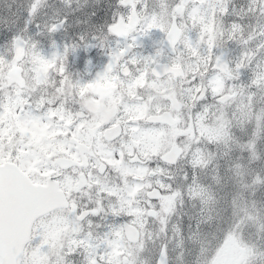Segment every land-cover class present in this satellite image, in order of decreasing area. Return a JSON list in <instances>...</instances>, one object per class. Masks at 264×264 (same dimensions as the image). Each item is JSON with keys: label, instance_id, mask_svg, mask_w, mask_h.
<instances>
[{"label": "snow or ice", "instance_id": "snow-or-ice-1", "mask_svg": "<svg viewBox=\"0 0 264 264\" xmlns=\"http://www.w3.org/2000/svg\"><path fill=\"white\" fill-rule=\"evenodd\" d=\"M0 264H264V0L0 12Z\"/></svg>", "mask_w": 264, "mask_h": 264}, {"label": "trees", "instance_id": "trees-1", "mask_svg": "<svg viewBox=\"0 0 264 264\" xmlns=\"http://www.w3.org/2000/svg\"><path fill=\"white\" fill-rule=\"evenodd\" d=\"M24 0H0V12L3 11H8L9 6L11 7L12 10L15 9V6L18 3H23Z\"/></svg>", "mask_w": 264, "mask_h": 264}, {"label": "rangeland", "instance_id": "rangeland-1", "mask_svg": "<svg viewBox=\"0 0 264 264\" xmlns=\"http://www.w3.org/2000/svg\"><path fill=\"white\" fill-rule=\"evenodd\" d=\"M225 258H227V257H225Z\"/></svg>", "mask_w": 264, "mask_h": 264}]
</instances>
